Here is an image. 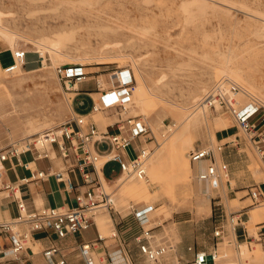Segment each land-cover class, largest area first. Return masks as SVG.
<instances>
[{"label": "rangeland", "instance_id": "rangeland-1", "mask_svg": "<svg viewBox=\"0 0 264 264\" xmlns=\"http://www.w3.org/2000/svg\"><path fill=\"white\" fill-rule=\"evenodd\" d=\"M18 40L58 47L60 60L55 62L47 52L42 61L39 52H27L25 61L28 67L35 65L33 70L23 73L20 63L12 72L0 70V147L86 112L89 105L80 103V95L57 67L82 66L86 76L97 70L114 81L128 70L133 97L125 116L147 121L149 159L159 152L160 159H148L154 175L148 174L147 182L128 177L122 184L116 182L121 176L118 163H109L107 181L102 177L114 202L95 217L123 216L137 235L142 225L134 209L153 206L145 226H155L158 241L176 242L180 230L210 246L215 243L212 250L220 249L219 264H264L239 256L244 243L251 249L264 246L235 241L233 224L226 218L230 212L236 217L247 212L251 233L264 227V201L254 203L250 195L256 185L264 190V158L230 111L219 104L200 109L217 83L228 79L227 88L231 81L241 88L235 106L254 101L259 110L253 118L264 127V0H0V42L16 50L21 49ZM2 60L8 63L9 56ZM196 108L200 111L190 128L173 141L184 129L183 118ZM94 119L105 127L118 116L104 110L95 112ZM220 144L222 152L217 150ZM202 146L215 149L218 174L212 190L207 186L197 195L187 169L190 152ZM106 147L103 143L99 150ZM225 149L230 164L223 159ZM127 152L135 155L134 144ZM143 181L148 191L134 195L129 186H142ZM252 208L262 212L257 221ZM221 225L226 236L217 240L214 230ZM114 232L110 222L102 234L111 238ZM29 245L34 251L42 249L38 243Z\"/></svg>", "mask_w": 264, "mask_h": 264}, {"label": "built area", "instance_id": "built-area-1", "mask_svg": "<svg viewBox=\"0 0 264 264\" xmlns=\"http://www.w3.org/2000/svg\"><path fill=\"white\" fill-rule=\"evenodd\" d=\"M12 54L16 64L25 63L26 51L16 49L12 51ZM15 68L12 67V70ZM57 68L58 74L66 77L65 82L70 87L74 88L78 82L86 78L82 66ZM227 81L229 80L225 79L217 83L205 98V104L209 107L219 104L230 111L239 127L249 136L264 158V127L253 118L259 106L254 101L241 107L235 106V95L241 88L233 81L229 82L227 88ZM115 83L114 87L102 93L98 102L93 103L90 111L93 113L104 110L114 111L118 119L108 124L106 129H100L97 121L89 113L75 114L58 125L11 140L0 147V177L2 176L1 164L6 161L12 164V160L16 159L18 165L31 170L30 177L22 178V182L54 178L62 182L67 190L77 191L75 206L49 205L28 212L26 203L20 196L19 183H1L0 193L5 191L4 197L14 199L18 214L13 219L0 223V231L7 233L11 242L9 246L0 248V264L20 260L22 253L28 250L31 254H35L36 252L29 244L38 241L36 233H53L58 239L63 240L93 225L100 208H112L111 196L105 189L102 178L104 164L116 162L120 167L121 175L148 181L147 161L151 150L146 148L144 141L151 132L150 126L138 115L125 116L133 97L131 73L118 75ZM103 143H107V147L101 152L99 146ZM133 144L137 152L134 156L127 157L125 151ZM217 150L222 152L223 145H218ZM26 153H32L34 161L60 158L64 165L60 169H54L51 166L46 169H32L31 162L22 159ZM189 159L191 162L207 161L205 168L200 171V178L210 180L218 174L217 156L212 146L195 148L190 152ZM73 173H79L80 180H74L71 176ZM226 174L228 175V172ZM250 195L254 203H263L264 191L259 185L251 188ZM151 210L152 206L134 209L135 218L142 225V231L134 238L145 261L148 264H157L164 257L176 252V242L168 238L158 241L154 232L155 226H145L151 220L149 214ZM226 216L233 224L235 234L237 227L241 225L245 233L244 241L250 244L258 241L264 246V227H261L256 234H252L245 221L239 223V217H236L233 212ZM226 231L224 225L218 226L214 230V237L217 240L224 239ZM112 236L120 243L121 249L118 256L103 257L100 263L88 259V264H135L123 237L116 232ZM104 238L103 235H99V240ZM97 243L98 241L88 242L82 246L83 250ZM187 250L192 253V258L187 261L177 259L174 264H219L217 247L207 251L197 250L190 245ZM42 253L52 264H66L65 255L58 245L54 244L45 248ZM57 254H60L62 258L54 261Z\"/></svg>", "mask_w": 264, "mask_h": 264}, {"label": "crops", "instance_id": "crops-1", "mask_svg": "<svg viewBox=\"0 0 264 264\" xmlns=\"http://www.w3.org/2000/svg\"><path fill=\"white\" fill-rule=\"evenodd\" d=\"M12 51L14 49L9 45H4V43L0 42V70L6 72H12V67H17L18 64L15 63L13 58ZM32 52V51H27ZM4 54L9 56L8 63H4L2 57ZM29 62V61H28ZM28 62L25 61L24 64H20L22 72L25 73L31 71L35 68V65L27 66ZM33 62V61H32ZM16 70V68L14 69ZM26 70V71H25ZM96 72L92 75L86 76V78L77 83L78 87H74L77 92L75 94H79V100L82 104H88L89 106L85 109V113H89L94 118V113L90 112L93 103L97 102V96L103 93L105 90H108L115 86V81L109 80L107 78V73H98V71H90ZM111 74V73H110ZM109 74V75H110ZM103 76H106V82L103 83ZM98 123V122H97ZM100 129H106L103 124L98 123ZM36 127V126H35ZM104 127V128H103ZM32 127L30 130H32ZM41 131V130H39ZM38 132V131H37ZM36 133V132H33ZM228 133V132H227ZM31 134V133H30ZM223 139H228L230 136H222ZM2 144V143H1ZM6 144V143H4ZM3 144V145H4ZM137 152V151H136ZM127 157H131L128 155V152L125 151ZM23 160H28L31 162L32 169H46L47 167H53L54 169H60L63 167V161L60 158H56L53 160L41 159L34 161L32 153H26L22 156ZM223 159L227 164H230V154H228V150L225 149L223 154ZM111 163V162H109ZM109 163L104 164L102 169V176L107 180L108 176L106 175V167ZM204 161L203 166L200 170H203L206 166ZM2 176L0 177V184L7 182H17L19 183V192L21 198L26 203V210L28 212H33L41 207L49 206V205H58V206H75L76 205V193L77 191H69L65 188L62 182H58L56 179H46V180H31L28 182H22V178L30 177L31 170L26 169L22 165L17 164V160H12V164L9 161H6L1 164ZM200 172V171H199ZM74 180H80L79 173L71 174ZM122 176V175H121ZM120 176V177H121ZM119 178V177H118ZM117 178V179H118ZM209 183V184H207ZM209 186V189L212 190L210 186V180L206 181V187ZM263 190V188L260 186ZM264 191V190H263ZM0 223L9 221L17 216L18 208L16 202L12 197H4L5 191L0 193ZM239 223H242L248 220L247 212H240L238 214ZM112 222L115 232L123 237L126 241L127 247L131 251V257L135 264H148L141 252L139 251L138 244L135 241L134 235L135 232L130 226L129 223L124 219L123 216L113 217V215L105 216L103 214H99L95 217V223L91 225L89 228L84 231L70 235L66 239L60 240L53 233L47 234L44 232L36 233L37 242L42 249L39 251H35V254H31L30 251H25L21 255L20 260L10 261L6 264H52L50 263L43 255L42 251L45 248H48L52 245H58L62 249V253L65 255L66 264H88V259L93 262L100 263L103 257L107 256H118L119 250L121 249L119 240L114 236L108 238L102 234V231H106L108 224ZM160 225V224H159ZM264 226V225H261ZM179 232V240L176 241V252L169 254L167 257H164L160 262L161 264H174L177 262V259H181V261H187L192 258V253L187 250L188 246L193 245L197 250H207L211 251L212 246L210 244L200 242L195 238L194 235H185L182 231ZM103 235L105 238L103 240H99V235ZM244 230L243 226L239 225L236 229V234L232 233V236H236L238 241H244ZM234 238V237H233ZM214 240V238H212ZM98 241L95 246H90L89 249L83 250V245L92 242ZM10 237L7 233H3L0 231V248H5L10 245ZM218 245V242H216ZM62 258L60 254L55 256L54 261H59ZM27 260V261H26ZM159 262V263H160Z\"/></svg>", "mask_w": 264, "mask_h": 264}, {"label": "bare ground", "instance_id": "bare-ground-1", "mask_svg": "<svg viewBox=\"0 0 264 264\" xmlns=\"http://www.w3.org/2000/svg\"><path fill=\"white\" fill-rule=\"evenodd\" d=\"M18 42H20L21 43V49H19V50H21V51H32V52H39V55H40V57L42 58V61H43V59H44V57L42 56V54L43 55H46V53L47 52H49V54L51 55V57H53V59H54V61L56 62V60H60V58H59V55H60V52H59V49H58V47H51V48H47V47H44L42 44H38V43H28V42H26V41H23V40H18ZM63 46V45H62ZM15 51V50H14ZM46 57V56H45ZM46 59V58H45ZM67 61V60H66ZM67 62H69V61H67ZM66 63V62H65ZM63 66V65H62ZM64 66H66V65H64ZM68 67L69 66H71V65H67ZM129 73V71L128 70H123V71H121V72H119V75L121 76L122 74H128ZM75 87V86H74ZM204 102L202 103V108H200V109H202V110H205V107L207 106L206 104H205V101L206 100H203ZM137 103V102H136ZM201 106H199V107H201ZM197 109V108H196ZM200 109H197L196 111H193V110H191L192 112H189L188 114H186V116H185V118H183L184 120V123H185V125H184V129H182L181 130V132L180 133H178L176 136H175V138H174V140L173 141H175V140H177V139H179L180 137H181V135L182 134H184L185 133V131H187L189 128H190V126H189V122H190V120H191V118L194 116V115H196L199 111H200ZM183 128V127H182ZM39 132V131H38ZM32 134H34V133H32ZM31 135V134H30ZM213 137L215 138V135H213ZM160 148H162V147H160ZM168 149V148H167ZM162 151H165V150H162ZM161 151V152H162ZM157 152V151H156ZM156 152H155V154H156ZM158 153V152H157ZM160 153V152H159ZM158 153V156L157 157H155V158H151V159H155L156 161L157 160H159L160 159V154ZM164 153V152H163ZM154 155V154H153ZM157 155V154H156ZM151 156V155H150ZM151 159H149V160H151ZM204 161L205 162H207L206 160H202V161H199V162H194V163H192V162H190L189 163V165H188V173H189V177H190V184H191V186H192V189H193V191L195 192V194H197V195H202L204 192H202L201 191V189H203V188H206V181H208L207 179H202V178H200V176H199V174H200V172L199 171H201L200 169H201V167L203 166V163H204ZM149 162V161H148ZM147 162V163H148ZM151 162V161H150ZM151 164H153L154 165V163H151ZM150 166V165H149ZM148 167V166H147ZM149 168V167H148ZM147 168V169H148ZM148 174L150 175V178L154 175V168L153 167H150L149 168V172H148ZM158 175V174H157ZM156 175V176H157ZM159 176V175H158ZM128 177H131V179H133V178H136V177H134V176H126V175H122L121 177H119L118 179H116V182H119V184H122L124 181H125V179L126 178H128ZM103 178V177H102ZM105 179V178H104ZM104 179H103V181H104ZM106 180V179H105ZM107 181V180H106ZM140 181H142V180H140ZM155 181H156V179H155ZM145 182H147V181H145ZM149 183V182H148ZM214 183V178H212V179H210V186H211V188H212V184ZM207 184H209V183H207ZM154 185V184H153ZM209 187V186H208ZM128 188V187H127ZM148 188L149 187H147V185L144 183V181H143V184H142V186H136V185H134V186H129V189L131 190V192L134 194V195H137L138 193H145V192H147L148 191ZM206 194V193H205ZM207 196V195H206ZM111 201H112V203L114 202V199L112 198L111 199ZM148 206H150V205H148ZM152 208H153V206H152ZM253 209V208H252ZM253 215H255V220L257 221V219L259 218V217H256V215H258V214H260V213H262V212H259V211H257V210H255V209H253ZM232 233L233 234H235V232L233 231V226H232ZM253 234V233H252ZM234 240L235 241H238L237 240V238H236V236H234ZM258 246V245H257ZM244 255H247V257H250L251 259H252V261L254 262H264V249L263 248H261V247H257V248H254V249H251V248H249V247H247L246 246V243H244L243 244V249H242V252L239 254V256H244ZM221 255H220V249L217 247V259L220 257Z\"/></svg>", "mask_w": 264, "mask_h": 264}]
</instances>
